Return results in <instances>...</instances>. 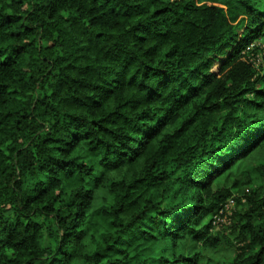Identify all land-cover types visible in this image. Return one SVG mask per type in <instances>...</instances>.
<instances>
[{"label": "trees", "instance_id": "16d2710c", "mask_svg": "<svg viewBox=\"0 0 264 264\" xmlns=\"http://www.w3.org/2000/svg\"><path fill=\"white\" fill-rule=\"evenodd\" d=\"M263 44L264 0H0V264H264Z\"/></svg>", "mask_w": 264, "mask_h": 264}, {"label": "built area", "instance_id": "2783aa9c", "mask_svg": "<svg viewBox=\"0 0 264 264\" xmlns=\"http://www.w3.org/2000/svg\"><path fill=\"white\" fill-rule=\"evenodd\" d=\"M233 206V199L229 200L225 205L222 206L221 210L218 211V213H216L212 218L214 227L218 228L220 226L230 223L229 217L232 215Z\"/></svg>", "mask_w": 264, "mask_h": 264}, {"label": "rangeland", "instance_id": "374dc122", "mask_svg": "<svg viewBox=\"0 0 264 264\" xmlns=\"http://www.w3.org/2000/svg\"><path fill=\"white\" fill-rule=\"evenodd\" d=\"M261 49L263 50V54H262V56H264V44L261 46ZM261 58V57H260ZM259 58V59H260ZM262 60V59H261ZM225 228H223L222 226H220V227H218L217 229H215L214 230V232H220V233H223V230H224ZM222 250H225L224 248H222Z\"/></svg>", "mask_w": 264, "mask_h": 264}]
</instances>
